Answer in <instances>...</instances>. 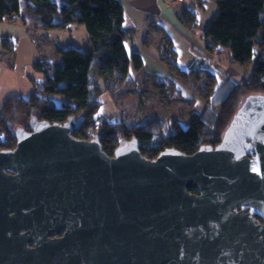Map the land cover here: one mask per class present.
Wrapping results in <instances>:
<instances>
[{"label": "water", "instance_id": "water-1", "mask_svg": "<svg viewBox=\"0 0 264 264\" xmlns=\"http://www.w3.org/2000/svg\"><path fill=\"white\" fill-rule=\"evenodd\" d=\"M0 149V264H264V94L216 145L113 155L31 116Z\"/></svg>", "mask_w": 264, "mask_h": 264}, {"label": "trees", "instance_id": "trees-1", "mask_svg": "<svg viewBox=\"0 0 264 264\" xmlns=\"http://www.w3.org/2000/svg\"><path fill=\"white\" fill-rule=\"evenodd\" d=\"M216 11L203 31L205 46L225 49L231 62L245 66L249 76L242 84H234L223 100L215 124L209 125L198 113L180 120L148 118L128 122L124 119L104 120L97 134L102 149L113 155L125 142L135 139L141 153L153 159L166 148H176L185 153L194 152L200 145H216L224 128L246 94H264V0H214ZM192 7H182L178 19L189 28L196 20ZM20 22L38 29L66 28L70 23L83 24L88 32L89 46H58L56 61L39 59L34 67L42 72L44 80L38 90L27 98L13 96L0 106V149L13 148L15 137L11 124L17 115H31L38 119L55 121L50 115L59 110L53 94L61 83L72 84L86 77L87 114L78 120L72 135L88 138L86 130L96 129V112L100 106L98 96L106 90H117L131 79V73L143 75V60L139 52L129 53L125 42L132 38V30L124 25V8L120 0H0V22ZM31 20V21H30ZM159 60L169 75L154 73L158 81L168 77L175 89L200 90L208 104L217 89L216 67L210 62L193 61L181 67L171 37L165 32L157 44ZM139 75V76H140ZM164 82V81H163ZM163 83H161L162 85ZM208 87L211 88L209 92ZM192 98H196L194 95ZM209 101V102H208ZM181 121H184L182 124Z\"/></svg>", "mask_w": 264, "mask_h": 264}, {"label": "rangeland", "instance_id": "rangeland-1", "mask_svg": "<svg viewBox=\"0 0 264 264\" xmlns=\"http://www.w3.org/2000/svg\"><path fill=\"white\" fill-rule=\"evenodd\" d=\"M54 1L57 3L61 2V0ZM167 1L169 3H176L172 0ZM251 1L260 5L261 0ZM165 3L166 0H159L157 5L163 7ZM181 4L184 7H192L195 10V26L189 28L175 14H173L175 21L163 20L162 26L167 29L168 34L172 37V43L177 53L176 58L180 64L186 58L189 60L193 52H197L198 49H204L205 58L202 59L201 57L200 59L198 56L195 59L202 63L213 61L214 67L219 70L216 79L217 89L210 102L208 101L209 103L205 104L207 99L204 95L207 92V88L206 91L202 88L201 91L194 89L191 92V90L183 89L179 86V82H176L175 84L180 88L176 90L174 88L175 85L171 81L165 80V78L162 81H157L160 84L163 83L162 85L151 87L150 84L156 77L154 73L147 72L144 73L145 77L148 78L144 82L147 85H136V82L137 84L139 82L137 75L140 74L132 72L131 80L134 84L133 82L129 83L125 81L117 90H106L100 93L98 98L101 102L96 112V129L88 128L86 130L88 138L86 139H91L94 135L100 133L99 129L104 120L112 121L119 118L128 122L144 121L148 118L167 120H178L180 118V120H183L194 116V113L197 111L209 125H213L216 122L219 108L230 88L234 84H242L247 79L249 76L247 68L231 62L227 50L215 47L210 51L205 46L203 27L207 20L211 19L213 12L216 11L214 0H182ZM203 5L204 7H202ZM149 8L150 5L142 9L148 11V16L153 17L154 15L151 14L152 12ZM128 10L132 11L129 8ZM143 10H135L131 17L137 19ZM175 11L178 12L179 9ZM126 16L129 21L130 18L127 11ZM31 24L23 25L19 21L12 22L6 20L0 22V67L4 65L9 70L7 78L3 79L0 83V106L7 98L13 96L27 98L30 92L40 88L44 76L42 72L34 67V63L37 60L56 61L59 57L57 53L58 46H89L90 44L88 32L83 24L70 23L66 28H49L46 30L34 28ZM142 24V26L138 25L135 29L133 41L125 42L129 53H132L134 46H138L142 42V35H145V32H153V35L156 30L155 22L150 23L148 21L146 24L145 22ZM189 30L192 32H190V39H187L185 34ZM164 32H159L157 40L151 36V45L154 41V45L158 44ZM146 37L143 42H145L144 46L147 48V51L140 50V54L144 60L143 67L146 70L157 72V74L169 75L165 70V66L153 59V47L146 45L149 44L148 36L146 35ZM155 49H157V45ZM85 81L86 77L81 76L72 84L61 83L58 85L52 97L54 104L59 110L50 113L53 119L59 122L66 121L69 118L78 121L87 114V108H85L87 99ZM150 81L151 83H149ZM208 90L211 92L210 87H208ZM193 95L196 98H192ZM32 113L34 114L17 115L15 123L11 124L12 129L15 127L24 128V125L28 123V119L38 114L35 110ZM181 122L184 124V121Z\"/></svg>", "mask_w": 264, "mask_h": 264}, {"label": "crops", "instance_id": "crops-1", "mask_svg": "<svg viewBox=\"0 0 264 264\" xmlns=\"http://www.w3.org/2000/svg\"><path fill=\"white\" fill-rule=\"evenodd\" d=\"M120 1L122 2L123 8H124V25L126 27H128L129 29H131L132 33H133L132 38L127 40L128 42H132L133 41L134 34H135V29L137 28L138 25L142 26L143 25L142 23L145 22V24H146L148 21L150 23H154V22L156 23V26H155L156 30H155L154 34L152 35L153 32H151V33L150 32H147V33L145 32V35L144 34L142 35V42H140L141 46H139L140 44L138 46H134L133 49H132V52L137 51V52L140 53V50H142V49L147 51V48L144 46L145 42H143L145 40V38H147L146 37V35H147L148 39H149V44H146V45H149V47H153V54H154L153 56L156 58L155 59L153 57V59L157 60L158 63L164 65L163 62H161L158 59L157 50L155 49V46L157 44L154 45V42H155L154 41L153 44L151 45L150 38H151V36H153L157 40L159 38V32H162V31H165L168 34L167 29L164 26H162L163 25L162 24L163 20H165V21H170V20L175 21L174 18H173V14H175V16L177 17V14L181 10L180 8L184 7V5L182 6L181 2H179V3H169L167 0H166V3L164 4L163 7L157 5L159 0H120ZM160 3H161V1H160ZM148 5H150L149 10H151V12H152L151 14L154 15L153 17L152 16H148L147 15L148 11L142 9V8L147 7ZM202 7H204V5ZM128 8L131 9L132 11H129ZM137 9L143 10V12L141 13V15H139L140 17H138L137 19H134L133 17H131V15H133L134 11L137 10ZM177 9H179L178 12L175 11ZM126 11H127L128 15H129V18L131 19V20L129 19V21L127 20ZM139 12H141V11H139ZM214 13L215 12H213V14ZM209 19L207 20V22L209 21ZM205 21H206V19H205ZM206 23L204 24L203 31H204V29L206 27ZM186 32L187 33L185 34V36L187 37V39H190V32H192V31L189 30V31H186ZM168 35L171 37L170 34H168ZM171 39H172V37H171ZM204 43H205V40H204ZM204 55H205L204 49H198L197 52H193L191 54V57H190L189 60H187V58H186L185 60H183V62H181V64L179 62H178V64L181 67L187 68V67H189L191 65V63L193 61H198L197 59H195L196 57L199 56L200 59H201V57L203 59V58H205ZM142 60H143V57H142ZM208 62H210V64L212 66H214L213 61H208ZM143 66H144V60H143ZM143 69L145 70V73L146 72L147 73H157V72L146 70L144 67H143ZM165 70L167 71L166 67H165ZM8 72H9V70L4 65L2 67H0V83L3 81V79L7 78ZM237 74H239V73H237ZM146 75H148V74H146ZM137 77H139V82L137 84V82L135 81L136 85H141V86H143V85L146 86L147 85V83H144L148 79L147 77H145V74L144 75H140V76L137 75ZM164 78H165V80H167V81L169 80L170 81V79L168 77H164ZM157 81H158L157 78H154L152 80V83H151V81L149 82V83H151L150 86L154 87L156 85L157 86L161 85ZM128 82L131 83L133 81L130 79V80H128ZM133 84H134V82H133Z\"/></svg>", "mask_w": 264, "mask_h": 264}, {"label": "built area", "instance_id": "built-area-1", "mask_svg": "<svg viewBox=\"0 0 264 264\" xmlns=\"http://www.w3.org/2000/svg\"><path fill=\"white\" fill-rule=\"evenodd\" d=\"M175 1L176 3L182 2V0H172Z\"/></svg>", "mask_w": 264, "mask_h": 264}, {"label": "flooded vegetation", "instance_id": "flooded-vegetation-1", "mask_svg": "<svg viewBox=\"0 0 264 264\" xmlns=\"http://www.w3.org/2000/svg\"><path fill=\"white\" fill-rule=\"evenodd\" d=\"M69 119H70V118H69ZM61 122H63V121H61ZM26 126H27V125H24V127H25L26 129H28Z\"/></svg>", "mask_w": 264, "mask_h": 264}]
</instances>
